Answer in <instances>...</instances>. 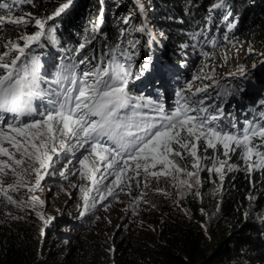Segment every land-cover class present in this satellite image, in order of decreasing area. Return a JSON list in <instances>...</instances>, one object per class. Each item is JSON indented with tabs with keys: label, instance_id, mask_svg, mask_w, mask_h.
<instances>
[{
	"label": "trees",
	"instance_id": "obj_1",
	"mask_svg": "<svg viewBox=\"0 0 264 264\" xmlns=\"http://www.w3.org/2000/svg\"><path fill=\"white\" fill-rule=\"evenodd\" d=\"M30 1L28 3L21 0V5L32 11L35 7L41 6L35 12L38 13V18L42 17L45 20L68 2V0ZM50 2L52 3L49 4ZM135 3L140 4L139 0H72L68 9L47 23L35 50L29 46L27 51L43 59L44 65L39 67V75L43 77L40 85L46 84L51 88L48 94L52 99H56L54 93L57 90L62 91L69 81L61 80L60 84L54 83L57 74L51 76L49 71L54 68L56 56L61 57L60 61H65L63 64L59 63V68L67 75V72L63 71L64 65L68 66L69 72L74 69L72 66L75 68L90 66L98 52L103 49V44L115 51L116 46L123 43L128 33H131L133 38L131 47L135 49L137 55L127 49L125 56L129 60L126 59L124 65L133 72L132 68L141 66L139 59L142 55L145 58L147 54L144 55V52L149 50L146 46L149 40L143 38L142 34L143 40L139 38L140 34L135 31V26L141 23L142 19H146L151 20L159 29L157 23L159 24L162 18L163 27L171 22L184 26L168 30L159 29L160 33H164L160 36L164 35L170 39L166 45L171 54L167 58H160V62L164 65L168 64L166 60L176 64H189L197 52L196 40L201 38L204 42L210 32L214 37L221 35L224 31V16L229 15L237 18L239 37L246 39L250 44L241 61L231 62L233 66L231 74H238L241 70L243 73L237 75L241 76V79L228 78L227 81L220 83L221 88L204 91L207 99L213 101L211 104L213 107L209 112L202 114L210 115L212 112L211 115H219L218 110H213L219 105L223 115L214 125L220 130L230 131L236 135H242L246 128L258 129L264 125V117L261 116V113H264L261 103L264 101V61L258 63L261 58L264 59V0H224V6L221 8L212 7L213 4L220 3V0H153L152 3H145L143 8L140 5L136 7ZM2 9L6 11L7 8ZM112 9L115 10L113 17ZM119 10L122 12L118 15ZM88 15L90 18L86 21L85 16ZM73 18H78L77 24L72 23ZM126 18L131 23L130 31H127L123 24ZM88 22L91 24L97 22L99 30H86ZM117 25L122 29L119 35L116 33L120 29L116 28ZM81 28L83 30H80ZM195 30L196 45H189L185 42V31ZM100 31L106 40L103 38L98 40ZM30 33L34 35L36 32ZM78 39H83L84 49H79L81 43ZM115 39H118V43ZM145 40L147 44L143 54H138L140 42ZM87 49L88 53L85 55L87 60L80 64L85 58L80 61L79 58ZM91 50L95 54L89 62ZM245 64L251 66L246 72L243 67ZM167 73L168 82L178 86L180 78L169 69ZM75 77H78L76 73ZM227 85L228 88L225 87ZM135 87V84L129 83L126 91H134ZM243 90L248 100L237 98ZM229 93L233 95L229 97L228 95H231ZM35 100L41 102V99ZM139 102L137 101L138 104ZM155 107L158 108L156 113H164L162 106L155 104ZM142 109L133 105L125 111L136 113ZM226 111L229 112V118L225 115ZM22 115L30 117L27 113ZM34 116L38 115L34 113ZM241 119H246L250 123L242 124ZM131 130L136 131L135 128ZM262 145L264 146V142ZM62 157H65L64 154ZM217 195V213L220 220L215 227H209L208 234L193 227L181 213L172 219L168 218L157 228V233L148 234L144 240L132 237L117 239L110 234L87 238L78 232L54 230L52 226H56L55 220L50 221L49 225L39 226L30 220L29 215L21 222L12 221L7 228L0 226V264H264V169L247 170L240 167L226 173ZM181 203L194 218L204 217V213L198 211L188 199L182 200ZM69 225L79 226L78 223ZM55 234H59L61 239L57 242L53 240L56 242L54 246L50 239H53Z\"/></svg>",
	"mask_w": 264,
	"mask_h": 264
},
{
	"label": "rangeland",
	"instance_id": "obj_2",
	"mask_svg": "<svg viewBox=\"0 0 264 264\" xmlns=\"http://www.w3.org/2000/svg\"><path fill=\"white\" fill-rule=\"evenodd\" d=\"M24 1L28 3L31 2L30 0ZM152 2L153 0H139L140 4L135 3V6H144L145 3L148 4ZM0 3H6L11 8V10L7 8L6 11L0 8V16L4 17L5 21L8 19L16 20L22 17L25 21V23L20 25L8 23L0 24V55L7 52L8 55L5 57V61H10L15 55H20L19 52L11 48V43L14 42L23 47L25 41L21 39V37L31 36L32 34L30 31H41L35 24V20L41 19L44 21L45 27L50 20L37 17L38 13L35 11L40 9L41 6L35 7L34 11H32L28 10L24 5H21V0H0ZM51 3L52 2L49 4ZM137 10L141 11L142 9L137 8ZM111 12V16L113 17L115 10L112 9ZM121 12L122 10H119L117 14L119 15ZM54 16L55 15H52L53 18ZM142 16H144V14H142ZM142 16L140 17L142 18ZM97 17L98 19L100 18V13ZM88 18H90L89 15L85 16L86 21ZM173 19L174 18H171V20ZM77 22L78 18H73L72 23L77 24ZM85 23L84 21L83 24ZM123 24L125 25V29L130 31V21L128 20L127 23L123 22ZM223 24L224 31L221 35L214 37L210 32L208 38H206L204 42L201 38L196 40L197 52L195 56L189 64L183 63L179 65V67L173 65V61L170 62L166 60L165 62L168 63L167 65H164L163 62H159L160 58H167L168 55H171L166 45L170 42V39L164 37V35L160 36L163 32L160 33L159 29L165 28L168 30L173 27L180 28L184 25L171 22L163 27L164 22L161 18L159 24L157 23V25L160 26L159 29L155 27L151 20L148 21L146 19H142V22L135 26V29L143 26L145 31H137L140 34L138 37L141 39L145 37L149 40L148 45H146V40L140 42L141 45L139 46L138 54H143L145 45L149 50L147 51L146 49L147 52H144V55L147 54L145 58H143L142 55L139 59L141 66L137 65L138 67L132 68L133 75L129 77L130 83L135 84L137 87H135L134 91L128 92L129 95L136 98L133 101V105H145L140 112L136 113H139L140 116H149L145 118L141 117L143 120L148 122L160 120L161 114L156 113L158 108L155 107V104L163 107L164 114H170L177 107L178 102H184L182 97H187L190 101L203 100V105L193 104V108L197 106L207 107L211 105L213 101L207 99L204 91H214L217 87L221 88L222 85H220V83L227 81L228 78H235L236 80L241 79V76H237L238 74H231V69L233 67L231 62L241 61L245 53L249 50L250 44L246 39H241L239 37L240 31L236 26V17H230L229 15L226 17L224 16ZM94 25L97 26V22L94 24L88 22V24H86V30L98 31L99 27L94 29ZM232 25L235 26L232 27ZM80 30L83 29L81 28ZM44 31L45 28L43 29V33ZM118 31H116V33L119 35ZM185 32V42L189 45H196L194 40L197 39V31ZM228 32H230V34H228ZM101 38L106 40L103 36V32L100 31L98 40ZM78 42L82 43L83 39H78ZM115 42L118 43V39H115ZM132 42V34L128 33L124 42L116 46L114 52L118 63L124 64V61H126L127 57L125 53L127 49L132 50L131 52L137 55L135 49L131 47ZM37 43H39V41L29 44L33 51L38 45ZM150 43H154L156 46ZM5 45H8V47H5ZM168 47H170V45H168ZM26 53L31 55L28 56ZM87 53L88 49L80 56L79 61L85 58ZM94 54L95 52L91 50L90 57L88 58L89 62L93 59L92 57ZM154 56H157V62H155ZM33 58L36 59L38 67L44 65L43 59L36 57L32 52H28L27 48L24 49V55L21 56L17 63L18 65L25 62L30 63ZM59 59H61V57L56 56L54 68L49 71L51 76L61 72L59 63L63 64L65 61H60ZM112 59L113 51L106 44H103V49L101 52H98V55L90 66H79L74 68L71 72H74V75L76 73L78 75L77 79L79 80L86 71L99 72L103 69L111 68ZM86 60L87 58L83 61ZM262 60L264 59L261 58L258 63ZM145 65H147L146 69L144 68ZM174 66L176 67L174 69H177L176 71L180 70V72L175 75L180 78L178 86L168 82L166 78L168 75L167 69L172 70ZM243 67H245L244 69L246 72L251 66L245 64ZM64 68L68 70V66L64 65ZM152 69H154L156 73L151 72ZM44 77L51 79L47 76ZM93 79V77H89L88 82L92 83ZM189 83L191 84V90L186 87ZM39 86L42 91L44 90L50 93L51 88L46 84ZM75 86L78 87V85H72L68 81L64 88L73 87L75 90ZM228 86L229 85L225 87L228 88ZM178 88L184 89L180 99L176 95L179 91ZM196 88H202L204 91L196 93ZM57 92H60V90H57ZM244 93V90L240 91L237 98L239 97V99L243 101L248 100ZM229 94H231L228 95L229 97L233 95V93ZM137 101H140L139 104ZM46 103L47 99L41 100L40 103L36 100L32 101V107L36 109L35 112L38 115L35 118H25L22 114L17 116L15 113L0 112V133H2L0 134V146H4L8 148L10 152L15 153V150L8 144L7 138L16 137L17 140L24 141L25 137L13 129L16 127L22 128L24 123H31L33 120L42 119L39 113L45 111V109L49 107ZM125 109L119 111L121 117L131 116L133 114L125 111ZM213 110H217L216 107H214ZM211 114L212 112H210L208 116H211ZM198 115L201 118L203 117L202 113ZM225 115L227 118L230 117L228 111L225 112ZM155 116L156 118H153ZM245 121L246 119H241L242 124ZM210 123L215 124V122L211 121ZM8 124H12L13 129L8 128ZM37 127L42 133L47 131L43 126ZM34 131V129H23V132L28 133L29 136H31ZM183 135L187 136V133L184 132ZM102 139L107 146H113L111 141H108L106 138ZM193 140L197 144L196 152L197 157H199L198 168L193 167V164L197 162L195 157H192L189 152L180 149L179 145H174L175 151L182 152V156H175L170 153L168 154V159L172 160L180 168L185 169L184 172L175 173L174 169H169L168 171L172 174L167 177L163 175L159 178H153L150 175L146 177L143 167L139 169V175H137L135 167L136 161H129L126 166L127 170L122 174L123 178L119 186L112 185L115 176L109 175V171L115 172L117 169L114 168L105 171V161H101L90 155L89 162H86L88 166L82 167L79 164V159H81L83 155H88L85 149L60 152L55 163L54 171L49 169V171H53V174L48 175L41 170V175L44 176V179L40 182L38 187L35 186V172H32L30 175H23L22 182L25 186L16 189H7L8 184L17 183V177L11 174L10 169H6L5 172L7 175L0 174V184L5 187L14 203H9L3 193H0V226L7 228L6 226L11 224L12 221L17 220L21 222L30 215V220L34 221V223L39 226L49 225L50 222L46 224L45 219L51 218L50 221L55 220L56 222V226H52L54 230L78 232L82 233V235L87 238H92L99 234H110L117 239L121 237H132L137 240H144L148 234L153 235L157 233V228L163 225L168 218L172 219L176 214L181 213L183 214L182 217L193 224V227L208 234L209 227H215L220 220L218 217L219 214L217 213V193L225 174L240 167L247 170L261 169L254 166L255 162L259 160L255 152H264V146L262 145L264 141L259 137H254L253 143L250 145L253 147V153L248 159H245L243 155L245 152L244 148L230 151L226 150L220 143H217L215 148H208L205 140L201 139L197 141L194 137ZM71 143L75 145L76 141L73 139ZM51 146L52 144L49 143V147ZM56 146L59 147L58 142ZM233 147L236 146L230 145V148ZM63 154L65 157H62ZM15 158H20L18 153L15 154ZM0 159L7 160V157L0 156ZM117 159L121 166H124L123 160H121L120 157H117ZM93 160L95 161V167L98 169V171L94 173L91 171L90 163ZM221 162H224L225 166L220 173H217L215 170H207L209 168L215 169L220 167ZM31 163L32 161L30 160L26 161L23 166L17 167L16 171L21 172L23 167H27V165ZM141 163H143V161H141ZM149 165H151L150 160ZM249 165H252V167L249 168ZM36 166L38 167V164ZM229 167H231V170H229ZM149 170L163 171L164 169L162 165L157 164L155 168L150 167ZM61 172H64L65 175L61 176ZM186 172H192L195 173V175L188 176ZM102 177H107V179H102ZM94 180L99 181V183H94ZM180 180L187 181L191 187L180 185L178 183ZM197 180H199V183L196 182ZM108 186H112L114 189L112 196H107ZM81 189H83V191ZM100 192H103L106 196L104 201H99ZM85 194L88 196L87 203L89 205L93 202L97 203L94 209L90 208L88 213L81 217L80 212L84 210L85 205ZM32 196L38 197L39 199L37 201H32L30 199ZM184 199H188L190 204L197 207L198 211L203 212L204 217L194 218L187 212L181 203ZM38 214H42L44 219H41V215ZM74 223H78L79 226L75 227L74 225H69ZM60 239L61 236L55 234L54 238L50 239V243L55 246L56 242ZM53 240H56V242Z\"/></svg>",
	"mask_w": 264,
	"mask_h": 264
},
{
	"label": "snow or ice",
	"instance_id": "obj_3",
	"mask_svg": "<svg viewBox=\"0 0 264 264\" xmlns=\"http://www.w3.org/2000/svg\"><path fill=\"white\" fill-rule=\"evenodd\" d=\"M72 0L61 5L55 16H59L66 9L70 7ZM224 6V0L220 3L213 4V8H221ZM143 8V5H140ZM0 8H8L10 6L6 3H0ZM53 17L49 16L51 20ZM128 19H125V23ZM20 25L25 23L23 17L12 20L0 16V24ZM35 24L41 29L34 35L21 37L25 41L23 47L19 44L11 43V48L20 53L15 55L10 61H5L8 55L4 52L0 55V112L15 113L17 116L25 113L36 111L32 107V99L38 98L41 100L47 99L48 108L39 115L42 119L33 120L31 123H24L22 128L16 127L13 129L12 124H8V128L13 129L25 137L24 141L17 140L16 137H8V144L15 150V153L10 152L8 148L0 146V156L7 157V160L0 159V174H5L6 169L11 170V174L17 177L16 184H8L7 189H16L25 186L23 184V175H30L35 172V186L38 187L40 182L44 179L41 175V170L46 174L51 175L55 169V163L60 152L73 151L74 149H85L88 155H83L79 159V164L82 167L88 166L89 156H94L101 161L106 162L105 171L117 169L115 172L109 171V175H114L115 179L112 185L119 186L123 178L122 174L127 170L126 166L129 161H136L137 175L139 169L143 167L146 177L152 176L159 178L161 175L169 176L172 173L169 169H174L175 173L184 172L185 169L180 168L172 160L168 159V154L175 156H182V152L175 151L174 145H179L180 149L190 153L192 157L197 159L193 164L194 168L199 167V157H197V144L195 140H205L208 148H215L217 143L223 145L226 150L236 151L239 148H244V158L248 159L253 153L254 137H259L264 141V125L258 129L255 127L246 128L242 135L233 134L230 131L220 130L214 125L223 115V111L219 105H216L219 115H204L202 118L199 113H207L213 107L209 105L208 108L195 107L193 104L203 105V100H189L187 97H182L183 103L178 102V106L170 113H161L160 120L155 122H148L143 120L139 113H133L132 116L121 117L119 111L125 108H131L133 101L136 99L129 95L126 91L130 83L129 77L133 75L129 71V67L118 63L113 51V59L111 61L112 67L103 69L99 72L86 71L77 80L74 72H67L64 75L62 72L57 73V79L54 81L60 84L61 80H69L70 84L78 85L73 87L63 88L62 91L54 93L56 99L40 89V81L43 79L39 75V67L35 58L30 63H21L18 61L24 55V49L29 47L32 42L39 41L43 35L45 22L41 19H36ZM235 25H232L234 27ZM97 26L94 25V29ZM135 31L144 32L143 26L136 28ZM8 47V45H5ZM85 44L81 43L79 49H84ZM85 61H80V64ZM75 68V66H72ZM147 68V65L144 66ZM89 77H93V82L89 83ZM139 78V77H136ZM187 89L191 90V84L186 85ZM184 89L176 93L178 97L182 95ZM204 89L196 88L195 92H203ZM264 105V101L261 102ZM144 107L145 105H137ZM195 113V114H190ZM264 117V113H261ZM245 123H250L245 121ZM37 126H43L47 129L46 132H41ZM234 126V125H233ZM135 128L133 132L131 129ZM23 129H34L35 131L29 136L28 133L23 132ZM186 132L187 136L183 135ZM2 134V133H0ZM102 138H106L112 142L113 146H107ZM76 143L73 145L72 140ZM215 141V142H214ZM59 143V147L56 143ZM49 143L52 144L49 147ZM230 145L236 147L230 148ZM18 153L20 158L16 159L15 154ZM107 154V155H105ZM227 154V152H226ZM255 155L259 160L255 162V167L264 169V152L256 151ZM117 157L123 160V165L119 163ZM32 161L27 167H23L21 172H17V167L23 166L26 161ZM149 160L151 165H149ZM143 161V163H141ZM91 171L94 173L98 171L95 167V161H91ZM38 164V167L36 166ZM157 164L163 166V171H150L149 168H155ZM224 162L221 166L215 169L209 168L208 171L215 170L220 173L224 167ZM252 165H249L251 168ZM52 169L53 171H49ZM231 170V167H229ZM61 176L65 173L61 172ZM188 176H194L195 173L186 172ZM107 179V177H102ZM94 183L99 181L94 180ZM199 183V180L196 181ZM180 185H187V181H178ZM83 191V189H81ZM99 191V190H98ZM0 193L7 198L9 203H14L12 197L8 195L5 187L0 184ZM114 189L112 186L107 187V196H112ZM32 201H37L39 198L32 196ZM84 210L80 212V216H85L90 208H95L97 202L87 203L88 196L85 194ZM106 196L100 192L99 201H104ZM42 203V201H41ZM41 219H44L42 214ZM51 218L45 219V223H49Z\"/></svg>",
	"mask_w": 264,
	"mask_h": 264
},
{
	"label": "clouds",
	"instance_id": "obj_4",
	"mask_svg": "<svg viewBox=\"0 0 264 264\" xmlns=\"http://www.w3.org/2000/svg\"><path fill=\"white\" fill-rule=\"evenodd\" d=\"M174 63L176 64V62H174ZM178 64L181 65L182 63H178ZM179 65H177V66H179ZM175 75H177V74H175ZM136 88H137V87H136ZM157 95H158V94H157ZM159 96H160V95H159ZM33 100H35V98H33L32 101H33ZM36 101H38V100H36ZM38 102L40 103V101H38ZM43 112H44V111H43ZM34 113H36V112L34 111V112H31L30 114H28V113H27V114L30 115V117H34V118H35V117H37V116H34ZM22 116H23V115H22ZM23 117H25V116H23ZM25 118H26V117H25ZM27 118H29V117H27Z\"/></svg>",
	"mask_w": 264,
	"mask_h": 264
},
{
	"label": "flooded vegetation",
	"instance_id": "obj_5",
	"mask_svg": "<svg viewBox=\"0 0 264 264\" xmlns=\"http://www.w3.org/2000/svg\"><path fill=\"white\" fill-rule=\"evenodd\" d=\"M116 28H117V29H119V28H120V29H119V31H118V30H117V31H118L119 33H122L121 26L117 25V26H116ZM260 53H262V52H260ZM261 55H262V54H261ZM263 55H264V54H263ZM263 61H264V60H262L261 62H263ZM241 71H243V70H241ZM241 71H240V72L238 71V75H240V74H242V73H243V72H241Z\"/></svg>",
	"mask_w": 264,
	"mask_h": 264
},
{
	"label": "water",
	"instance_id": "obj_6",
	"mask_svg": "<svg viewBox=\"0 0 264 264\" xmlns=\"http://www.w3.org/2000/svg\"><path fill=\"white\" fill-rule=\"evenodd\" d=\"M173 65H176V67H177V65H179V64H175V63H173ZM175 66L172 68V70H171V72L173 73V74H178L179 72H180V70H178V71H176L177 69H174V68H176ZM179 67V66H178ZM167 95V94H166ZM166 98V97H165Z\"/></svg>",
	"mask_w": 264,
	"mask_h": 264
},
{
	"label": "bare ground",
	"instance_id": "obj_7",
	"mask_svg": "<svg viewBox=\"0 0 264 264\" xmlns=\"http://www.w3.org/2000/svg\"><path fill=\"white\" fill-rule=\"evenodd\" d=\"M152 59H153V58H152ZM154 59H155V62H157V56H155ZM151 61H152V60H151ZM159 62H160V60H159ZM156 71H157V70H156ZM151 72H155V70L152 69ZM155 73H156V72H155Z\"/></svg>",
	"mask_w": 264,
	"mask_h": 264
}]
</instances>
